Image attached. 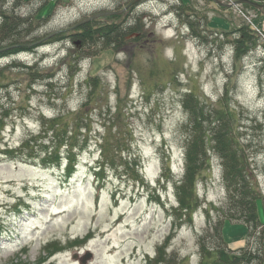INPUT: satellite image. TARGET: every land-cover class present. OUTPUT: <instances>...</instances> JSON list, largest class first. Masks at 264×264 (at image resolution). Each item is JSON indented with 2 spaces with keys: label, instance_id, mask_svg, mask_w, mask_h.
I'll list each match as a JSON object with an SVG mask.
<instances>
[{
  "label": "rangeland",
  "instance_id": "1",
  "mask_svg": "<svg viewBox=\"0 0 264 264\" xmlns=\"http://www.w3.org/2000/svg\"><path fill=\"white\" fill-rule=\"evenodd\" d=\"M45 1L26 0L19 13L36 14L42 5L38 17L48 19L33 24L21 43L0 48L6 49L0 53V264H36L57 247L64 250L45 264H148L147 254L154 256L172 231L168 206L177 203L175 180L185 173L187 114L181 101L187 90L206 105L225 103L230 109L234 136L264 198V9L234 0H221L226 9L214 0ZM93 15L99 16L85 23L131 19L136 33L116 46L100 43L92 53L71 36ZM193 20L199 22L196 28ZM241 25L258 36L253 45L245 42V54L235 51L238 34L223 33ZM11 50L19 51L7 53ZM36 59L43 60L40 76L22 66ZM91 78L99 80L94 95ZM81 109L79 123L69 112ZM61 111L69 113L68 127L78 138L88 140L71 179L64 174L65 159L61 166L44 167L41 158L4 154L6 146L38 136L41 115L51 118ZM106 137L112 149L103 155L108 167L97 185L91 171L103 162ZM142 178L152 184L162 180L164 201L142 187ZM197 188L200 207L167 250L178 264H200V235L210 222L226 220L234 205L217 156ZM263 204L260 234L249 236L245 223L226 220L223 235L231 250L253 246L264 262ZM50 242L59 244L44 251Z\"/></svg>",
  "mask_w": 264,
  "mask_h": 264
},
{
  "label": "trees",
  "instance_id": "2",
  "mask_svg": "<svg viewBox=\"0 0 264 264\" xmlns=\"http://www.w3.org/2000/svg\"><path fill=\"white\" fill-rule=\"evenodd\" d=\"M2 1L0 12V48L21 43L25 35L24 32L28 35L34 31L31 29L33 24L36 23L39 25L41 21H46V19H48L46 17H38L42 5L36 14L31 13L22 15L19 11L26 0ZM47 1L48 0L45 2L47 3ZM248 1L264 5V0ZM244 6L250 8L252 5L244 3ZM220 8L222 7L220 6ZM223 9H226L225 5ZM189 19L191 20L193 17ZM130 20L131 19H128L121 23L115 22V24H103L97 23L96 21L85 23L80 27L81 32L72 35L71 40L75 43L79 42V45L81 44L84 47L88 46V48L92 49V53H96L98 48H100L97 47L100 43L105 47L111 46L114 43L116 46L125 41L124 38L127 34L136 33V29H132L134 26H129L131 25ZM136 22L137 21L134 23ZM198 23V21L193 20V28H196ZM250 27L251 26L248 25H241L235 30H230V28L223 31V33L231 31L238 34L234 40L237 54H245L248 52L249 46H246L247 43L245 42L250 41V45H253L258 39V36L255 35L256 32ZM194 32L196 33L197 31L195 30ZM195 35H197V33ZM35 37V40L40 38L37 36ZM52 39L54 41L60 40L61 35H56ZM16 51L19 50H11L7 53H14ZM263 59L261 62L262 64L264 63ZM42 62L43 60L36 59L34 64H25L22 66L23 68L36 69L35 73L40 76L39 65L41 66ZM0 73L3 74V69L0 70ZM48 85L52 86L51 80L48 81ZM89 85L92 87L90 94L93 93L92 95H94L95 90H98L99 80L97 78H91ZM70 90H73V85L70 86ZM192 92L191 90H187L183 94L181 101L187 114V121L183 125V129L187 131L184 150L185 173L183 178L175 180L177 205L174 204L169 208L171 215L174 216L172 231L165 237L164 242L158 246L154 256L147 254L148 264H178L179 258L176 254H168L167 250L178 230L186 223L193 221L194 214L200 207L197 188L199 176L206 170L207 166L211 165L215 156L222 161L224 180L227 183L229 197L234 204L229 209L230 215L226 220H235L245 223L250 229L249 236H255L256 233L260 234L261 230L259 229L263 227V223L260 219L259 206L263 204L264 198L260 194L261 192L257 193V189L254 188L252 181L254 176L252 170L248 169V159L243 153L242 145L234 136L233 123L235 118L232 112L225 103L220 105H206ZM87 102L83 103L82 107L86 108L89 106ZM69 113L75 114L77 116L75 119H77L79 123L80 121L83 122L84 109ZM69 113L61 111L51 118H45L44 115H41L42 131L39 132L38 136L30 135L28 138L26 137L23 139L16 147H11V145L6 146L4 154L14 158H27L33 161L41 158V164L44 167L61 166L65 159V177L72 176L75 171V166L77 165V157L80 152L88 147V140L84 135L83 140H81L78 138V132L68 127L70 123L68 122ZM1 119L3 118L0 117V128L2 129L4 121L2 120L1 122ZM82 128L83 127H81V129ZM43 138L49 139L43 140ZM39 139H41L40 142L38 141ZM63 148L66 149V153L62 152ZM111 149L112 146L106 137L102 142V160L103 155L106 158ZM104 163L105 161L103 160V162L100 163L101 165L99 164L100 171L96 174L97 177L102 179H104V173L108 167V165L104 166ZM168 165L169 163H167V166ZM155 197L159 199L157 196ZM209 212L208 208V215ZM226 220H218L214 223L210 222L208 228L200 235V264H264L263 258L261 259V251L259 252L258 249L253 246L243 247L236 251L228 248L223 235V225ZM57 243L58 242H50L44 247V251H51V247ZM71 246H74V244ZM61 250L64 249L57 247L56 251H51V254L46 255L43 261L36 264H41L42 262L45 264L53 254Z\"/></svg>",
  "mask_w": 264,
  "mask_h": 264
},
{
  "label": "water",
  "instance_id": "3",
  "mask_svg": "<svg viewBox=\"0 0 264 264\" xmlns=\"http://www.w3.org/2000/svg\"><path fill=\"white\" fill-rule=\"evenodd\" d=\"M217 4H219V5H224L225 3H223L221 0H214ZM235 3H241V4H243V3H249V4H251V5H253L254 7H257V8H260V9H264V5H261V4H259V3H256V2H251V1H248V0H238V1H235ZM231 4H227V6H230ZM226 6V5H225ZM264 11V10H263ZM101 15H103V14H101ZM99 16V15H98ZM97 15H93V17H88V18H86V19H84L83 20V22L82 23H85V22H87V21H91V20H93V19H95V18H97L98 17ZM4 50H6V49H2V50H0V52H2V51H4ZM77 257H78V255H75L74 256V258H76L77 259ZM83 263L85 262V261H82Z\"/></svg>",
  "mask_w": 264,
  "mask_h": 264
}]
</instances>
